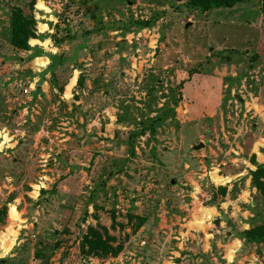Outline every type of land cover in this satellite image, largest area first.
<instances>
[{
  "label": "rangeland",
  "instance_id": "obj_1",
  "mask_svg": "<svg viewBox=\"0 0 264 264\" xmlns=\"http://www.w3.org/2000/svg\"><path fill=\"white\" fill-rule=\"evenodd\" d=\"M187 1L0 0V264H224L214 241L247 231L228 201L264 220L242 193L264 165V0ZM97 224L116 257H82Z\"/></svg>",
  "mask_w": 264,
  "mask_h": 264
},
{
  "label": "trees",
  "instance_id": "obj_2",
  "mask_svg": "<svg viewBox=\"0 0 264 264\" xmlns=\"http://www.w3.org/2000/svg\"><path fill=\"white\" fill-rule=\"evenodd\" d=\"M254 0H188L185 3V7L188 10L195 12H208L213 9H227L232 8L238 3H244ZM34 25L33 20L25 19L19 9H15L9 20V44L22 51H29L28 41L30 39H37L35 31L31 29ZM141 27L148 26L147 23H142ZM35 57H44V53L35 48ZM49 59H55L54 56H49ZM195 72V71H194ZM193 73V72H191ZM81 79L78 80L80 84ZM250 162L255 166L254 171H249L248 175L250 177V187L255 189L257 193L264 199V165H257L254 162V158L251 157ZM231 174L236 175L239 174ZM227 189L223 187L218 188V194L225 196ZM137 228H140L145 223L144 219L138 218ZM264 221V220H263ZM260 225L254 226L247 231H243L239 236L240 239L244 240L246 243L259 244L264 242V222ZM116 243V239L108 234L106 228L96 225L95 227H88L87 232L83 237L82 243L80 245V251L82 257H92V258H105V257H116L122 251V245ZM37 258V257H36Z\"/></svg>",
  "mask_w": 264,
  "mask_h": 264
},
{
  "label": "crops",
  "instance_id": "obj_3",
  "mask_svg": "<svg viewBox=\"0 0 264 264\" xmlns=\"http://www.w3.org/2000/svg\"><path fill=\"white\" fill-rule=\"evenodd\" d=\"M260 156V157H259ZM258 158H262L260 154H258V157L256 160L259 161ZM262 165V163L258 164ZM256 168H253L251 171H254ZM248 188L245 187L244 190H242V193H248L249 194V199L251 198V194L254 196H258L257 191L253 188L250 187V177L248 178ZM230 192V191H229ZM241 192V191H240ZM227 196L228 191H227ZM238 198H240L238 196ZM246 202V203H245ZM245 202L238 203V200H229L228 205L233 206V211H239L244 216L242 217L243 220H246L247 222H242L240 221L239 223L242 224L247 230L250 228L260 225L262 222H255L253 220H259V208L260 205L258 206L256 203L255 204H249L247 200ZM222 204H220L221 206ZM242 205L244 207H242ZM248 206L250 208H248ZM212 209L214 212L217 213V209L215 207L209 208ZM220 210L221 207H219ZM255 209V210H254ZM215 214V213H214ZM264 214V212H262ZM261 219V218H260ZM235 222V221H233ZM236 223V222H235ZM246 231V230H245ZM229 241L226 243L222 244L220 239L215 240L216 244L222 249V257L221 259L224 261V264H264V242L259 243V244H250L245 246V241L240 239V238H235L234 235H231L230 233H227ZM244 251H243V250ZM230 258V259H229Z\"/></svg>",
  "mask_w": 264,
  "mask_h": 264
},
{
  "label": "bare ground",
  "instance_id": "obj_4",
  "mask_svg": "<svg viewBox=\"0 0 264 264\" xmlns=\"http://www.w3.org/2000/svg\"><path fill=\"white\" fill-rule=\"evenodd\" d=\"M39 6H40V5H39ZM41 29H42V28H41ZM31 43H33V42H31ZM39 63H42V60H40ZM68 90H69V89H68ZM213 181H214V183H220V179H219V178H214ZM10 213H11V217H12V219L17 220V214H16L13 210H11ZM5 250L8 251V248L5 249Z\"/></svg>",
  "mask_w": 264,
  "mask_h": 264
},
{
  "label": "water",
  "instance_id": "obj_5",
  "mask_svg": "<svg viewBox=\"0 0 264 264\" xmlns=\"http://www.w3.org/2000/svg\"><path fill=\"white\" fill-rule=\"evenodd\" d=\"M189 26V24L185 25V29ZM186 201H189L188 199H186Z\"/></svg>",
  "mask_w": 264,
  "mask_h": 264
}]
</instances>
